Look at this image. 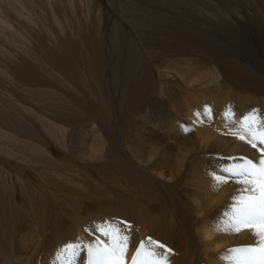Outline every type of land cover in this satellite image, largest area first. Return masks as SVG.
Instances as JSON below:
<instances>
[{
	"label": "bare ground",
	"instance_id": "obj_1",
	"mask_svg": "<svg viewBox=\"0 0 264 264\" xmlns=\"http://www.w3.org/2000/svg\"><path fill=\"white\" fill-rule=\"evenodd\" d=\"M185 1L97 0L84 21L61 9L67 3L76 13L73 0H0V55L5 57L0 58V153L15 159L9 169L0 166V264H61L49 249L55 242L53 226L63 222L81 228L90 243L105 238L98 230L105 221H126L130 232L135 225L140 237L130 243L129 261L148 237L172 249L170 264H230L223 258L228 249L258 242L251 230H225L236 202L232 198L241 186L232 180L218 184L212 172L220 174L223 167L239 162L230 157L260 155L230 131L251 112L245 102L249 99L242 96L237 108L223 105L234 85L252 91L264 88V79L251 84V77L236 69L244 66L240 59H229L227 66L225 52L208 50L197 38L203 20L180 12L188 7ZM111 8L117 10L109 15ZM237 13L229 14L236 26L244 15ZM33 27L53 45H45L43 36L37 37L38 44L31 41ZM19 54L36 58L38 65L19 60ZM88 71L95 86L104 83L105 95L98 109L85 104L83 119L64 118L66 109L53 115L57 123L42 117L10 87L35 85L49 101L78 102L70 91L84 88L76 79ZM4 77L7 84L1 82ZM219 91L226 98L212 106L209 98ZM255 91L248 92L250 102L262 105L264 118V92ZM136 105L145 115L140 131L133 122ZM17 117L32 120L35 127ZM87 120L94 123L92 130L77 141L73 126ZM91 131H98L97 138L105 143L92 144L89 153L83 145ZM130 131L134 134L127 135ZM37 132L41 137H30ZM209 148L220 150L219 160L209 159ZM18 167L36 183L23 178ZM104 168L113 183L110 192L89 176ZM98 180L108 184L102 177ZM79 200L89 202L90 209L77 212ZM93 215L104 217L93 218L96 227L87 231V217Z\"/></svg>",
	"mask_w": 264,
	"mask_h": 264
},
{
	"label": "rangeland",
	"instance_id": "obj_2",
	"mask_svg": "<svg viewBox=\"0 0 264 264\" xmlns=\"http://www.w3.org/2000/svg\"><path fill=\"white\" fill-rule=\"evenodd\" d=\"M95 1H97V0H90V1H88V0H73V3H76V4H74L76 6V11H77L76 13H72V11H75V7H74V10H71L70 4L68 5L67 3H63L64 5L62 6L61 9L63 10V12H66V13L68 12L67 14L70 15L71 18H75L76 15H78L81 17L79 20L87 21V20H89L88 18H90V17H88L89 14L87 13V10H89V8H93L92 5ZM147 1H149V0H147ZM150 1H154V0H150ZM174 1L182 4L181 0H174ZM184 4L185 5L188 4V7L185 9H180V12L186 11L187 15H191L193 17H199L203 20V22L200 24L201 31L197 35V38L208 46V50L211 49L210 47H214L218 50H221L219 52H222V51L225 52L223 54V56L225 57L226 61H224V62H227V63H225L227 66L229 65L228 64L229 59H236V60L240 59L239 61L244 66L236 65V67H237L236 69L239 72L246 73L248 78L251 77L249 79L251 84H252V82L257 84L258 83V81H256L257 79H261V78L264 79L263 78L264 77V0H186L184 2ZM216 5H217V7H216ZM219 5H221V6H219ZM63 7L65 10L63 9ZM95 10H93V11L95 12ZM115 10H117V9L111 8V9L107 10V12L109 15H111L112 12ZM227 11H228V13H227ZM225 12H226V14H225ZM231 12H233V13H231ZM218 13H220V15ZM236 13L239 16H242L244 14L241 17V21H239L242 23H240L238 26H236L234 23H232L233 18L231 19L230 18L231 16L229 15V14L232 15V14H236ZM223 14H225V16H227V18L224 17ZM49 17H51V16H49ZM62 17H64V19H66V16L63 15ZM244 17H246L245 22H244ZM225 19H226V21H225ZM165 20H167V19H162V20H160V22L165 21ZM189 20H191V19H189ZM171 21L172 20H169L168 22L171 23ZM235 21H238V20H235ZM22 28H25V27L22 26ZM30 30L34 33L33 36H30L31 41H34V40L36 41L37 37L41 38L43 36V40L45 41V45H47V46L53 45V43H51V41L48 40V37L45 34L43 35V34H40L39 31H35L34 27L30 28ZM163 32L164 31L161 30V33H160L162 35L161 38L165 39L166 37L163 36ZM34 42H32L33 46L37 47L38 46L37 44L39 41L37 40L35 42L37 44H35ZM49 42H50V44H49ZM183 46H184V44H183ZM182 48H184V47H182ZM36 49H38V48H35L33 50L37 53L38 50H36ZM212 50L214 51V49H212ZM212 50H210V51H212ZM16 52H17V50H16ZM1 55H0V58L3 57V59H5L4 55L3 54H1ZM28 58L29 57H25L23 54L18 55L19 60H22L24 62L26 61V63H28V65H29L28 61H30V63H32L30 66L33 65L32 67L35 68L38 65V63H36V62H38V60L36 58L35 59L34 58L28 59ZM30 59H33L34 62ZM2 63H3V60H2ZM46 77H49V76H47V74H46ZM76 80H78L79 82H81L84 85L83 89L78 88V92H75L72 90L70 91L72 94H74L76 96L78 102L70 101V102H63V104H60L57 100L49 101L46 97L42 98L43 94H41L39 91L36 90L37 86H35V85L32 86V85L28 84V85H26V87L21 88V85H19V83H17V84H12V85L10 84L11 86L10 85L9 86L11 88L12 87L14 88L15 93L19 97V99H21L24 103H28V104H26V106L32 112L39 113L40 116H42V117L45 116L47 119H50V120L55 121L57 123L58 121L54 119L53 115H55V114L61 115V109H66L67 113L64 115V118H67L70 120L71 119L77 120V119H83L85 112L82 110H83V107L85 106V104L90 105L96 109H98L100 107L99 103H100V100L102 99L101 97L105 95L104 83L102 84V86L100 88L95 86L94 80L91 76L90 71H88L87 75H81ZM1 82L4 84H5V82H6V84L8 83L6 77H4V81H2V79H1ZM48 84L49 85L55 84V86L57 85V86L63 87L57 81L48 80ZM34 87H36V88H34ZM239 87L237 85H234V89L232 90L230 95H228L231 98L229 97L227 99V100H229V102L223 105L224 108H227L230 106H232L233 108H237L240 105V103L238 104L239 99L243 96V97H245V99L246 98L249 99V102L247 101V99L245 100V102L250 104V105L248 104V106L251 108L250 110L251 111L256 110V112L259 115H261L262 114L261 111H263V110H260L259 108H261L262 105L259 102H257L256 104H255V102H250V97L252 94L255 95V92H256V97H257L258 93L255 90L260 89V91L264 92V88H255L254 90H252L253 92L255 91L253 93L252 91H250L249 88L248 89L245 88V90H244V88H242V87L239 88ZM27 90L30 92L34 90L36 92V95H38V96L28 92ZM209 91H212V90H209ZM242 91H246V92L244 93ZM248 92H249V94H251L250 97H249ZM254 95L252 97H254ZM224 98H226L225 93L223 91H221V92L219 91V92L213 94V96H211L209 98L208 102L209 103L212 102L211 105L214 106L216 104L221 103ZM261 98L264 99V96H262ZM233 102H235V103H233ZM15 103H16V105H19V104H17V101H15ZM93 103H94V105H91ZM160 105L166 109L170 108L169 105L168 106L164 105V104H160ZM135 108H136V112H135L134 117H133L134 118L133 122L136 123L138 131H140V126L142 125V122L145 119V115L140 111V109H138V105H136ZM208 109L210 110V108H208ZM70 110H71V115L68 114V112ZM96 111L99 113L102 112L101 110H96ZM211 111H212V113H214L215 108L213 107ZM16 119L22 120L23 123L33 124V126L35 127V124L30 119H26L23 117H17ZM93 125H94V123L92 121L87 120V121L81 123L80 125L77 124L76 126H73V127L77 128L76 140L80 141L81 135H85L86 131L88 132V131L92 130ZM97 132L98 131H91L90 140H88V138H87L86 143L83 145V147L85 148V151L90 153V151H91L90 149H91L92 144L99 143L100 145H103L105 143V140L103 138H97L98 136H100V133L99 132L97 133ZM41 134H43V133L37 132L36 135H31L30 137L34 136L36 138H39V137H41ZM130 134H134L133 131H130V133H128L127 135H130ZM77 146L80 147L79 144H77ZM144 146L146 148V145H144ZM151 146H152V144L150 143L149 148ZM171 146H174V145L171 144ZM173 151H175V150H173ZM205 151H206L205 152L206 155H208L210 160H219L220 156L218 155V153L220 150H215V149L209 148L208 150H205ZM100 152H99V154H100ZM207 152H209V153H207ZM11 160H15V159L9 158V157L0 153V166L4 167L6 169H9L12 166V164L14 163V161H11ZM5 162H7V163H5ZM10 162H12V164ZM13 166H14V164H13ZM17 170H18V172L21 171L20 172L21 174L23 172V175H22L23 178H29V180L32 179L31 181L36 183L34 177L32 176L30 178V175L27 174V173H29L27 170L20 168V167H18ZM27 175H28V177H26ZM89 176L93 179V181L96 182L97 185L100 186V188H103L106 192H110V190L112 189L113 183L108 176L107 168L98 169V170H94L92 172H89ZM98 177H102L105 180H107L108 184H104V183L100 182L98 180ZM65 199L71 200V199H68L67 196L65 197ZM65 199L62 198L61 202H65L66 201ZM61 202H57V203L61 204ZM88 203L89 202H86V201H80L81 207L79 209H77L75 207L76 211L77 212L88 211L90 209V208H88L89 207ZM72 205L75 206V204H72ZM60 208L65 212V216H67V217L70 216L68 209H66L64 207H60ZM84 216H86V215H84ZM102 217H104V215H99V216L93 215V216L87 217L88 221L85 224V226L88 227L87 231L94 230L96 227L95 223L92 224L93 218L100 219ZM124 222H126V221L120 222L121 226L124 224ZM51 233H52V240H54L55 242L50 247L49 252L52 254L50 256L53 259H55L56 255L59 256L60 251L67 244L79 243V244H81V248L79 251V255L77 256L76 260L74 261V264H87V250H85V249H87L86 246L88 244H90V242H88V241L86 242L84 240L83 231L81 230V228L76 227L73 224L70 225V224H67L66 222H63V223L57 224L55 227L53 226ZM29 237H34V234H30ZM139 237H140V235L138 233L137 227L134 225L133 231L131 232L130 243ZM107 239L108 238L105 237L103 239H98V240L107 241ZM53 246H55V247H53ZM60 263L64 264V261L60 260Z\"/></svg>",
	"mask_w": 264,
	"mask_h": 264
},
{
	"label": "snow or ice",
	"instance_id": "obj_3",
	"mask_svg": "<svg viewBox=\"0 0 264 264\" xmlns=\"http://www.w3.org/2000/svg\"><path fill=\"white\" fill-rule=\"evenodd\" d=\"M230 131L252 148H258L260 155L254 158L230 157L239 162L223 167L220 174L212 172L218 184L232 180L241 186L239 194L232 198L236 202L224 221V228L236 233L251 230L258 237V242L232 247L223 258L230 264H264V118L253 110L243 116L238 128ZM124 224L125 228L116 221L98 225V230L108 239L87 245V264H170L172 249L151 237L139 242L129 261L127 253L131 232L126 230L130 225ZM80 248L79 243H69L60 251L58 258L64 264H74Z\"/></svg>",
	"mask_w": 264,
	"mask_h": 264
}]
</instances>
